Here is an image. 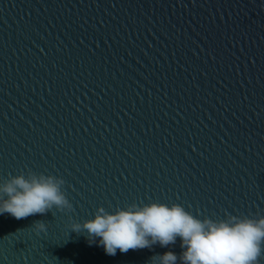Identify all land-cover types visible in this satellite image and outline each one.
I'll list each match as a JSON object with an SVG mask.
<instances>
[{"label":"water","instance_id":"obj_1","mask_svg":"<svg viewBox=\"0 0 264 264\" xmlns=\"http://www.w3.org/2000/svg\"><path fill=\"white\" fill-rule=\"evenodd\" d=\"M21 172L62 177L74 211L0 214V264L183 251L69 233L100 206L264 215V0H0V183Z\"/></svg>","mask_w":264,"mask_h":264},{"label":"clouds","instance_id":"obj_2","mask_svg":"<svg viewBox=\"0 0 264 264\" xmlns=\"http://www.w3.org/2000/svg\"><path fill=\"white\" fill-rule=\"evenodd\" d=\"M62 177L44 173L10 174L0 183V214L16 219L45 215L55 209L70 214L74 206L63 189ZM69 233L84 234L90 244L99 238L106 254L117 250L167 248L181 240L179 256L169 250L154 255L149 264H260L264 257V215L228 214L225 219L199 218L179 204L132 203L109 211L103 206L82 222L69 215ZM38 235L47 232L44 221L32 226Z\"/></svg>","mask_w":264,"mask_h":264}]
</instances>
